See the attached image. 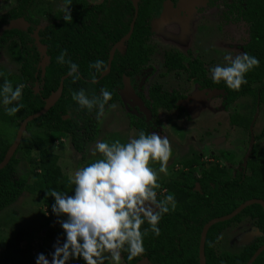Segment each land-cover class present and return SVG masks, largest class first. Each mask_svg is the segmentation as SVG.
<instances>
[{
  "label": "trees",
  "instance_id": "trees-1",
  "mask_svg": "<svg viewBox=\"0 0 264 264\" xmlns=\"http://www.w3.org/2000/svg\"><path fill=\"white\" fill-rule=\"evenodd\" d=\"M52 1L17 0L16 6L0 16V27L10 19L18 17H26L32 19L33 23H39L37 12L44 9L46 13H50ZM154 5L155 0L140 1L133 33L125 47L117 49L113 55L111 49L114 44L131 29V21L136 13L135 5L131 0H111L109 3L105 1L98 5H91L88 0H71L69 7L73 19L70 23L63 19L65 14L63 8H58L50 23L40 31L39 42L45 47L47 57L45 66L42 65L43 55L37 45H32L33 39L29 32L18 28L3 31L0 45L2 43L11 45L12 53L17 54L15 60L19 72L9 74L0 67V73L3 74L0 75V86L7 79L12 82L14 88L19 84H23L24 88L21 99L15 102L23 104V108L16 115L9 116L5 111V107L14 105L0 106V162L14 142L21 122L29 115L42 110L47 98L59 87H62V94L50 110L27 124L25 132L28 136L22 138L11 160L0 169V212L15 203L25 191L46 197L45 203L49 207L55 203L52 197L46 196L49 190L55 189L74 195L75 185L69 182L68 171L60 162L61 155L56 147L64 146L62 137L65 136L71 140V145L82 158L86 159L87 145L97 137L100 119H97V109L92 111L87 108L82 109L72 99V93L84 89L86 94L92 97L100 96L101 90L106 89L111 93L112 99L105 105L104 113L111 108V105L121 103L120 90L124 88V79L126 77L134 79L136 75H140L146 69L150 55L155 52L154 46L148 43L152 34ZM239 13L251 24V40L245 46L246 53L260 61L258 67L246 74L247 83L242 85L239 91L228 88L224 81L219 84L214 83L203 59L193 57L191 53L184 55L179 51H168L165 54L164 65L167 73L175 71L177 76L185 73L189 79H197L203 87L224 89L226 106L246 94H252L255 109L259 96L261 105L264 106V0H248L246 7H239ZM64 50L67 55L65 63L61 64L58 63L57 58ZM69 59L78 65L80 78L75 81L70 75V67L67 63ZM97 60L104 61L110 70L107 71L106 67L104 71L97 73L96 69L91 67V64ZM256 82L260 84L254 86ZM149 96L147 102L154 115H157L160 107L180 113L186 111V108L178 104V100L185 96L178 91L171 93L164 90L162 83L156 82L152 85ZM127 116L130 118V125L138 131V135L141 131L150 134L145 118L129 113ZM232 121L248 127L251 119L233 115ZM54 139L57 141L56 144ZM32 148L37 150L36 155L30 151ZM25 150L30 151L29 155ZM24 158L30 165L29 173H22L18 168ZM260 165L263 171L261 170L256 178L250 179L245 184H231L227 195L217 200L214 206L207 204L203 207L201 204L199 209L191 212L189 216L192 217L193 222L192 225L189 224L190 221L187 223L191 227L189 233L184 232V228L173 230L171 226H174V222L171 223L169 220L163 223L168 225L167 227L159 226L161 230L159 236L149 229L144 236V247L151 254L153 262L200 264L199 242L204 223L232 212L241 201L264 198V153ZM30 177L33 178L31 182ZM245 216L254 217L257 223L264 226V211L260 204H252L234 218L213 225L206 240L207 264H246L250 260L264 239L236 251H218L215 246L219 231L226 224L243 219ZM61 218L66 219V216ZM46 235L52 238L56 232L49 228ZM31 241L30 233L26 228L19 227L13 230L7 237L0 264L8 262L34 264L38 253H33ZM252 264H264V251Z\"/></svg>",
  "mask_w": 264,
  "mask_h": 264
},
{
  "label": "clouds",
  "instance_id": "clouds-1",
  "mask_svg": "<svg viewBox=\"0 0 264 264\" xmlns=\"http://www.w3.org/2000/svg\"><path fill=\"white\" fill-rule=\"evenodd\" d=\"M63 8V19L70 23L73 19L70 6ZM66 50L57 58L58 63H65ZM226 66L215 65L210 69L212 80L219 84L224 81L228 88L239 91L247 83L246 74L259 66V59L248 53H241L235 58L225 57ZM70 75L74 81L79 79L78 65L67 61ZM97 73L106 69L102 60L91 64ZM0 75H3L0 73ZM23 84L15 88L10 80L5 79L0 86V104L9 116H14L22 108L18 102L23 93ZM72 99L80 107L89 111L97 109L99 120L105 111V105L112 99L106 89L100 96L89 97L86 90L72 93ZM115 107V105H112ZM100 158L77 169L69 176L74 187V195L68 192L49 190L46 196L54 197L52 211L59 217L58 222L65 233V239L54 245L52 260L38 254L36 264H68L72 259H83L85 264H106V261L121 264L122 254L127 253L129 261L145 253L144 236L149 229L142 231L147 222L156 236L160 235L159 223L162 216L175 210L173 195L163 200L157 199L158 173H168V162L172 156V146L166 136L157 132L146 134L141 131L137 138L127 142L116 139L112 142L98 141L92 152ZM159 162V169L151 166Z\"/></svg>",
  "mask_w": 264,
  "mask_h": 264
},
{
  "label": "flooded vegetation",
  "instance_id": "flooded-vegetation-1",
  "mask_svg": "<svg viewBox=\"0 0 264 264\" xmlns=\"http://www.w3.org/2000/svg\"><path fill=\"white\" fill-rule=\"evenodd\" d=\"M105 1L109 3L111 0H102L99 3H92L89 1V3L91 5H98V4L104 3ZM165 2L171 4L169 6L171 8L169 12H172V10H175V9L179 10L180 8L179 0H155V5L153 8L154 13H153L152 24L156 18L155 14H156L158 6L161 7V5ZM247 2L248 0H231L230 2H228L229 3L228 11L236 15V17H234L235 21L238 22L239 19L243 20L245 21L247 27L249 28L248 29L249 41L244 45L245 53H246L245 46L251 40V24L243 15H241V13H239V7H246ZM181 13H185V11L182 10ZM230 13L228 14L225 13L224 17L227 19L228 17H230ZM135 16H136V13L132 18L131 25L133 21H135L136 23L138 15L137 17ZM18 18H23V17H18ZM23 20L25 22L29 21V23H27L28 25L27 28L23 31L29 32V35L32 38L33 33H35V31L38 30L39 28V23H33L32 19H27L26 17H24ZM207 20H209V18H207ZM207 20L203 19V22L208 23ZM44 28L45 27H42V28H39L38 30L39 40L41 39L40 31ZM129 32H127L122 38H124ZM201 32L202 31L200 30L199 38L204 40L205 37L202 35ZM129 38H127L124 41V44L121 46L122 48L125 47V44L127 43V40ZM153 40H154V31L152 27V34L148 39V43L149 45L154 46L155 52H156L157 46ZM118 42L114 44L113 48L118 44ZM32 45H35L34 42L32 43ZM196 46L199 48V45H197L195 42L194 47ZM121 47L117 46L115 48L114 53L116 52L117 49ZM203 47H207V46L203 45ZM113 48L111 49V55H112ZM168 51L182 52L181 50L167 49L166 51H164L163 63L165 62V54ZM154 53L150 55L151 58L154 55ZM182 53L184 55L185 54L190 55L191 53L193 57H199V56H195L192 50H188V53H185V52H182ZM151 58L149 59L146 65H148V63L151 61ZM171 72H175V71H170L168 73H171ZM168 73L165 71L166 75ZM137 76L138 75H136L135 77ZM175 76H177L176 72H175ZM180 76H177V77H180ZM129 78L130 80L134 82V79H132L131 77ZM187 79L192 80V79H189L188 77ZM155 83L156 82H154L152 85H154ZM131 84L133 85L134 87L133 89L135 91L136 87L138 86L135 85L134 83H131ZM259 84H260L259 82H256L254 86H258ZM124 87H125V79H124ZM163 89L167 90L164 86H163ZM174 91H178L179 94H182L183 96H185L184 98L182 99L180 98L178 100V104L186 100L192 101L193 99H196L199 101L198 105L196 107H192V110L183 106L184 108H186V111L184 113H180L175 110H168L167 108L160 107L158 109L157 115L156 114L154 115V113L152 112V108L148 105V102H147V100L150 99V96L148 95V97H146L144 93L142 95L141 94L142 92L140 91L137 92L136 90L137 93L135 94L137 95L138 99L141 98L143 100L144 107L148 111L149 115L151 116L149 118L148 115L141 114L140 116H137V117L146 119L145 121L149 125V133L152 130L154 121H157L156 127L158 125L163 126L162 123H164L165 121L168 122V120H171L174 123V124L172 123L173 127L172 126L169 127L167 132L160 134L161 136H166L169 139L171 146H172V156L168 162L167 175H165L164 173H158V176H159L158 183L161 185V187L157 189L156 191H157L158 200H163L165 196L167 195H173L176 201V207L174 211L170 210L168 213L162 216V219L160 220V223L162 224L159 223L158 226H160V228L167 227L168 225L163 224V223L164 222L167 223L169 220L171 223L174 222V226H171L173 230L184 228L185 230L184 232L189 233L191 231L190 225H192V222H193L192 217L189 216L191 215V212L193 213L195 209H199L201 204L203 205V207H205V205L207 204L214 206L217 200L227 195V190L231 184L233 183L245 184L250 179L256 178L257 175L263 171L261 169L262 167L260 165V160H261L262 154L264 153V128L258 131L259 129L258 127L260 125L259 118L260 117L263 118L264 106L261 105V98L259 96L256 102L255 109H254V96L252 94H246L245 96H242L236 99L235 101H233L232 103H230L229 106H226V102H225L226 91L224 89H219V88L210 87V86L203 87L201 86V84H200V91L195 97L188 96L183 91L176 89V88L171 89L169 92L172 93ZM246 97L250 98V101H252V108L250 111V114H251L250 116H247L244 114L247 112V110H244V108L243 110L237 109L239 100L243 99L242 101H246L245 99ZM215 99H219L220 102H217V105H212ZM121 103H122V97H121ZM139 105L134 106L135 109L139 110ZM205 105L210 106V108L213 111H215L218 114V116L213 119L203 116L202 110L205 107ZM258 108H259V113L258 115H256ZM141 113H143V111H141ZM129 114H132V113H129ZM233 115H236V116L241 115V116H245L251 119L249 126L248 127H246L245 125L240 126L234 123L232 121ZM161 116H163V118ZM151 118H153V121L150 124ZM195 118H199V119H195ZM179 121L185 124L186 123L190 124L191 122L196 121L197 126L186 129L187 127L185 128V126L187 125L181 127L179 126V123H178ZM129 124H130V120H129ZM246 128L248 129L247 136L244 131ZM223 129H225V132L219 135L218 132H220ZM216 135H219V136H216ZM252 140H253V144L251 147ZM159 167H160V164L157 165L155 169L158 170ZM260 199L264 200V198H260ZM244 202L245 201H241L239 206ZM255 204H259V203H255ZM247 207L242 209L238 214H240L242 211H245ZM50 211L53 213L52 210ZM263 211H264V207H263ZM1 212H0V218H1ZM228 214H225V215H228ZM225 215H222V216H225ZM222 216H218V217H222ZM53 218H54L53 219L54 225H51L52 223H51L50 218L46 219L44 223L42 224V229H43L42 231H43L44 236L39 235L36 238H32V241L30 243V245L33 247L32 249L33 253H38V254L43 253L48 258L49 261L52 260L51 254L55 250L54 245L57 243L58 240L62 243L64 239L66 238L64 231H63V234H58V230L57 231L55 230L56 229L55 227H57L55 226V224L58 225V220L60 217L58 218L55 215V213H53ZM230 219H226L224 221H227ZM210 220H208L207 222H209ZM188 221H190L189 223L190 225L187 224ZM224 221H220V222H224ZM46 222H49V223H46ZM207 222L204 223L202 230H201V234ZM0 225H4V224L0 221ZM49 228H52L56 232V235H54V237L52 238L46 235V232ZM144 229H150V225H148L147 222H145V224L142 225V230ZM46 238L50 239V241L46 242L45 241ZM200 239H201V235H200ZM260 239H264V226L261 225L260 223H257V220L254 217L245 216L243 217V219H239L237 221L233 220L232 222L226 224L219 231L218 236L215 241V246L218 251L220 250L236 251L238 249L251 246L253 243L259 241ZM2 240H4L3 236H2ZM2 240H0V259L6 247V240L5 241H2ZM263 245H264V242H262L259 245L256 251ZM205 249H206V243H205ZM199 252H200V242H199ZM199 263H200V256H199ZM7 264H13V263L8 262ZM34 264H36V261ZM68 264H85V262L83 261L82 258L72 259L68 262ZM106 264H115V262L106 261ZM121 264H163V263H160V262L154 263L153 260L151 259V254L149 253L148 250H146L144 254H142L139 257L134 258L131 261L127 259V253H123Z\"/></svg>",
  "mask_w": 264,
  "mask_h": 264
},
{
  "label": "rangeland",
  "instance_id": "rangeland-1",
  "mask_svg": "<svg viewBox=\"0 0 264 264\" xmlns=\"http://www.w3.org/2000/svg\"><path fill=\"white\" fill-rule=\"evenodd\" d=\"M89 1L92 3H99L102 0ZM179 1V10L175 9L172 10V12H169V10H171L169 7L171 4L169 3L165 2L161 5V7L158 6L155 14L156 18L152 24L154 31L153 41L157 46L156 52L152 56L148 65H146V69L140 75L135 77L134 82L130 80L131 83L138 86L136 87L137 92L140 91L144 93L146 97H148L149 88L154 82L162 83L169 91L173 88L179 89L191 97H195L200 91V83L195 79L188 80L185 73H182L180 77L175 76V72L168 73L167 75L165 74L166 67L163 63V57L164 51L167 49L181 50L185 53H188V50H192L195 56L203 58L209 68V76L211 77L212 74L210 69L213 66H226L228 64V61L225 60L226 56L231 55L235 58V56L245 53L244 45L249 41V28L247 27L245 21L240 19L238 22L235 21L234 17H236V15L228 11V2L231 0ZM16 5L17 0H0V16L8 12ZM64 7H67V0H54L52 2V10L50 13H46L44 9L38 11L36 16L39 18V28L47 26L54 17L56 10ZM182 10L185 11V13H181ZM225 13H230V17L226 19L224 17ZM207 18H209V20H207ZM203 19L207 20L208 23H204ZM27 23H29V21L25 22L22 18L11 19L8 23L0 27V36L5 29L20 28L25 30L28 26ZM38 30L33 33L32 38L34 44L38 46L43 55L42 65L45 66L47 57L45 55V47L39 42ZM200 30L202 31V35L205 37L204 40L199 38ZM195 42L199 45V48L197 46L194 47ZM203 45L207 47H203ZM10 46L11 45L9 43H2L0 45V67L9 74H17L19 72L18 63L15 60L17 54L12 53ZM131 83L130 85L133 87ZM125 89L126 87L120 90L122 103L113 104L115 107H112L111 105V108H109L100 118L98 135L95 140H91L88 143L86 159H83L82 156L73 148L69 138H66L65 136L62 137V142L64 144V146H62L63 149L61 147L56 148L57 152L61 155L60 162L65 170L68 171L67 173L69 176L73 175L77 169L88 164V161L100 158L99 154L96 156L92 155L95 144L98 141L112 142L116 139H120L121 142L124 140L127 142L131 138H136L138 131L130 126L129 118L127 116L128 113H132L136 116L143 114L148 115L149 118L151 117L144 107L143 100L141 98L138 99L137 96H134L135 99L130 98ZM136 90L134 93H137ZM245 99L246 101H242L243 99L239 100L237 109L243 110L244 108V110H247L244 114L250 116L252 101H250V98L247 97ZM217 102H220V100L215 99L212 105H217ZM138 103H140V105ZM136 104L139 105V110L135 109L134 106H138ZM0 106L5 107L3 104H0ZM141 111H143V113H141ZM202 115L210 119L218 116V114L208 105H205L203 108ZM161 117L163 118V116ZM152 121L153 118H151L150 123ZM156 122L157 121H154L150 134L152 132H157L159 134L165 133L168 131L169 127L174 124L171 120H168V122H164L165 124L162 123L163 126L158 125L156 127ZM178 123L181 127L187 125L185 126V128L187 127L186 129L197 126L196 121L191 122L190 124L181 123L180 121ZM259 124L258 131L264 128V110L263 118H259ZM247 130V128L244 130L246 136L248 132ZM224 132L225 129L218 132V134L220 135ZM26 135L27 134L24 131L23 138ZM27 139L28 138H26V140ZM56 139H54L55 144L57 142ZM25 143L27 142L25 141ZM26 151L28 152V155L30 151L35 155L37 154V150L33 148L32 150L30 149V151L25 150V152ZM157 165H159V162H153L151 164L153 168L157 167ZM19 170L22 173H29L30 165L26 158L20 162ZM31 177L29 179L30 182L33 179ZM45 200L46 197L43 198L42 196H39L38 193H30L29 191L23 192L15 203L1 212L0 221L4 225H0V240H2V236L4 237V240L2 241L7 240L10 233L19 227L26 228L30 233L31 239L36 238L39 235H43L42 224L44 221L47 218H50L52 223L50 224L54 225L53 219L55 218H53V213L50 211L52 208L45 203ZM55 226H57L55 227V230H58V234H63L64 230L60 223L58 222V225L55 224ZM45 241L49 242L50 239L46 238Z\"/></svg>",
  "mask_w": 264,
  "mask_h": 264
},
{
  "label": "water",
  "instance_id": "water-1",
  "mask_svg": "<svg viewBox=\"0 0 264 264\" xmlns=\"http://www.w3.org/2000/svg\"><path fill=\"white\" fill-rule=\"evenodd\" d=\"M134 2V5H135V8H136V16L138 15V10H139V2L140 0H133ZM23 19V18H22ZM134 23L135 21L132 22V25H131V30L130 32L124 37L122 38L118 44L113 48V51H112V55L114 54V51H115V48L117 46L121 47L123 44H124V41L130 37L132 31H133V28H134ZM3 33V32H2ZM1 33V34H2ZM110 69V67H108L107 71ZM130 78L129 77H126L125 78V87H126V91H127V94L128 96H130L131 98H134L137 96L134 92V89L133 87L130 85ZM124 87V88H125ZM61 94H62V87H59V89H57L56 91H54L48 98H47V103L45 105V107L32 114V115H29L27 118H25L22 122H21V125L19 127V130L17 132V136L14 140V142L12 143V145L9 147L4 159L0 162V169L5 167L7 165V163L11 160L12 156L15 154L17 148L19 147V145L21 144V141H22V138H23V134H24V131L26 130V127H27V124L34 120L35 118L43 115L44 113H46L48 110L51 109V107H53L56 102L59 100V98L61 97ZM135 96V97H134ZM198 100L196 99H193L192 101L190 100H186L184 102H181L180 104L190 110H192V107H196L198 105ZM139 104V103H138ZM259 113V108L257 109V114L258 115ZM253 134V133H252ZM253 136V135H252ZM252 144H253V140H252V143H251V147H252ZM255 203H259V204H262L263 207H264V200L263 199H260V198H253V199H249L247 201H245L244 203H242L238 208H236L234 211H232L230 214L228 215H225V216H222V217H216V218H213L212 220H210L209 222L206 223V225L204 226L203 228V231H202V234H201V239H200V252H199V256H200V264H207V260H206V253H205V243H206V238H207V233H208V230L209 228L217 223V222H220V221H224L226 219H230L232 217H234L235 215H237L242 209H244L245 207L247 206H250L252 204H255ZM264 250V245L261 246L255 253L254 255L250 258V260L246 263V264H252L256 258L260 255V253Z\"/></svg>",
  "mask_w": 264,
  "mask_h": 264
}]
</instances>
